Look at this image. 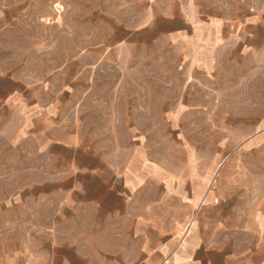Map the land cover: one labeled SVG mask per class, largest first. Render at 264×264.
Returning <instances> with one entry per match:
<instances>
[{"label": "rangeland", "instance_id": "374dc122", "mask_svg": "<svg viewBox=\"0 0 264 264\" xmlns=\"http://www.w3.org/2000/svg\"><path fill=\"white\" fill-rule=\"evenodd\" d=\"M151 1L0 0V76L25 87L26 103L51 105L58 142L67 127L117 160L139 148L170 167L211 169L234 244H256L264 239V64L231 68L223 46L212 62L182 55L148 34L162 9ZM56 153L18 157L0 138V196L53 169L63 176L70 152Z\"/></svg>", "mask_w": 264, "mask_h": 264}, {"label": "crops", "instance_id": "0c3cea01", "mask_svg": "<svg viewBox=\"0 0 264 264\" xmlns=\"http://www.w3.org/2000/svg\"><path fill=\"white\" fill-rule=\"evenodd\" d=\"M151 2L162 9L148 34L182 55L212 62L223 46L231 68L264 64V0ZM0 79V138L17 156L70 152L63 176L53 169L0 196V264H264L263 238L234 244L211 169L170 167L139 148L117 160L67 127L58 142L51 105L26 103L18 80Z\"/></svg>", "mask_w": 264, "mask_h": 264}]
</instances>
